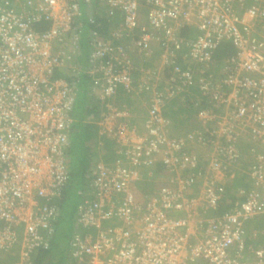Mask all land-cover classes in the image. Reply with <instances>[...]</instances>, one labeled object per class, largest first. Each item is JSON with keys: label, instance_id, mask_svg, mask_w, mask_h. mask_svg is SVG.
Wrapping results in <instances>:
<instances>
[{"label": "built area", "instance_id": "obj_1", "mask_svg": "<svg viewBox=\"0 0 264 264\" xmlns=\"http://www.w3.org/2000/svg\"><path fill=\"white\" fill-rule=\"evenodd\" d=\"M93 1L119 21L108 37L91 32L82 66L74 18L84 3L93 23ZM190 25L198 32L184 40L179 31ZM221 42L232 53L216 66ZM131 51L158 56L157 70L140 69L138 88H153L142 128L114 100L133 90ZM80 74L101 107L84 121L117 156L88 171L65 264H264V0H0V252L19 246L11 264H33L54 232ZM190 85L198 124L176 134L163 107ZM240 139L249 145L243 151ZM157 165L171 180L138 200L135 182ZM242 176L243 195L211 212L226 194L221 179Z\"/></svg>", "mask_w": 264, "mask_h": 264}, {"label": "trees", "instance_id": "obj_2", "mask_svg": "<svg viewBox=\"0 0 264 264\" xmlns=\"http://www.w3.org/2000/svg\"><path fill=\"white\" fill-rule=\"evenodd\" d=\"M46 26L47 25L45 22H39L37 24L38 29H45ZM105 29H108L106 25H104V27H101L102 33L99 31L101 35L103 34V36L108 34V33L105 34ZM189 30L183 29L182 34L184 36L189 35L188 38H191ZM84 37L85 35L83 33V38ZM88 53L89 52L87 51L86 42L84 41V39H82L80 41L79 52L77 55V60L82 66L87 64ZM230 53H232L231 45L227 42H221L213 52L214 63H216V66L220 65ZM143 58L145 59L143 65L145 66H151L152 64L154 65L155 62L153 60V56L152 58H145V57ZM177 62L182 67L194 68L192 63L186 62L183 58L181 59V57H178ZM169 71L170 69H167L165 71V75ZM54 76L55 77L63 76L66 77L67 79L70 78L69 73H62L61 71L58 70L54 72ZM87 78H89V76L85 74L79 75L80 81L77 84L78 90H77L75 105L73 108V122L70 125L71 128L70 136L72 133L77 135L78 137L76 138L75 136L73 139L70 140L71 144L68 151L69 172L67 174V182L63 191L61 192V195L57 199L55 198L54 200V202L58 205L60 215L55 222V229L50 237L48 247L38 248L37 251L31 255L33 264H65L66 263V261L68 260V246H69V239L71 236L70 230L73 228L76 206L83 197H86L85 195H88V189H89L87 184L88 171L91 165L95 161L101 159L102 157H103L102 160L107 159L109 161H112V157H113L112 146L108 147L107 145H105V143H103V141L100 138H98L97 136L98 127L94 123H87L84 121L85 115L91 113L98 115V110L100 108V106L94 102L93 96L92 95L89 96V91L87 90V86H88L86 81ZM163 85L164 82H162V84L156 83L155 85L156 87H154V89L160 90L162 89ZM134 86L138 88L137 83L136 84L134 83L133 87ZM152 89L153 88L151 86V83L149 84V87L146 86V87L138 88V93L141 92V96H143V101H145L147 104L150 100ZM188 89L189 87H186L185 89L180 90L176 95L166 99V103L163 107L167 110L165 114L173 110L170 107V103L174 102V100L176 101V99H179L185 107H189L193 105L194 100L192 101V98H188L187 95L183 93ZM130 93L133 92L131 91L129 93H126L125 91L120 90L114 98H116L117 101L125 102L124 99L126 98L127 100L128 98L126 97L127 96L126 94H130ZM173 114L174 112L166 115L167 118L172 122V124H174V121L172 119ZM93 127L95 128V130L93 129ZM94 134L97 137H94ZM96 145L101 150L105 149L104 154L103 152L101 153V151L100 152L98 151L97 153V151L94 150ZM102 154L103 156L100 158ZM72 163L73 164L76 163L77 166L72 165ZM155 170L159 172V174L161 175L160 176L161 178L160 179L158 178L157 182L155 183L156 188L158 186L167 184L168 181L171 180L170 174L164 171L160 165H157ZM74 195L77 201L73 206L72 198ZM235 199L236 197L233 196L232 193L226 192L223 201L214 209V211L211 210V212L218 213L227 210L232 206V203ZM68 225H70V228L68 227ZM66 243H67V248H66ZM1 255H5V256L1 257ZM17 258H18L17 245L12 246V248L8 250H3L0 252V264H11L12 262L16 261Z\"/></svg>", "mask_w": 264, "mask_h": 264}, {"label": "crops", "instance_id": "obj_3", "mask_svg": "<svg viewBox=\"0 0 264 264\" xmlns=\"http://www.w3.org/2000/svg\"><path fill=\"white\" fill-rule=\"evenodd\" d=\"M249 2V0H246V4ZM84 3H82L81 7H80V14L77 15L74 18V25H75V29L76 31L79 33V44L80 41L82 39H84V41L86 42V46H87V51L89 52L92 49V40H91V32L94 30H99L101 32V27H104V25H106L108 27V29H105V34H109V31L112 29V27L119 21V17L118 18H113V19H106L104 12L101 13V9L102 5H101V9L100 7L97 6V2H92L90 7L95 8V13H94V22L93 23H88L86 21V18L84 16L83 13V6ZM101 13V14H100ZM104 21V22H103ZM190 28V30H189ZM183 29H187L189 30L190 36H194L197 32L198 29L194 26V25H190V26H185L183 28L180 29L179 31V35L185 40V39H189L188 36H184L182 34V30ZM85 35V37L83 38V33ZM102 33V32H101ZM107 35L102 34V38L103 37H108ZM131 50V49H130ZM186 52V47L185 45H183V49L180 51L179 55L184 54ZM132 57H133V65L135 66L131 76L133 79V84L135 83H139V78L141 76L140 73V69L141 68H148L149 71L152 70H157V60H158V56L157 54L153 55V60H154V65L152 64L151 66H145L144 61L145 59L143 58L144 55L137 53L136 51H131ZM86 65V64H85ZM84 65V66H85ZM87 85L90 84V79L87 78ZM163 79L159 78V81H156L157 84H162ZM133 93L130 94H126L128 97L127 100L126 98L125 100V104L128 106L129 110H130V116L127 118V121L131 124H135L137 127L142 128V126H144V123L146 121V117H147V103L145 101H143V96H141V92L138 93V88L136 86L133 87L132 90ZM137 92V93H135ZM185 95H187L188 98H192V101L194 99V97L197 95V91L195 86L190 85L189 89L186 90ZM114 100H117L116 98H114ZM170 107L173 109L171 111H169V113L174 112L173 114V121L174 124L173 128H174V133L179 134V133H183L185 132L186 129H188L189 127H191L192 125H197L198 121L196 119V106H189V107H185L183 105V103L179 100L176 99V101L174 100V102L170 103ZM168 108V107H167ZM101 110V107L99 108V111ZM167 112V110L165 108H163V113L165 114ZM177 112V113H176ZM169 113L165 114L168 115ZM93 129L95 130V128L93 127ZM98 138H100L103 143H105V145H107L108 147H113V145L111 144L110 140L105 139L104 137H100L99 135H97ZM94 134V137H97ZM97 140V139H96ZM243 140V139H240ZM241 150H245L248 148V142L246 141H241ZM194 146V145H192ZM195 147V146H194ZM103 148V147H102ZM109 149V148H108ZM197 149V148H195ZM95 151H101V153L105 152V149H100L98 148V146H95ZM247 161V160H246ZM244 164H248L247 162L244 161ZM142 177L139 181L135 182L133 189V193L135 195V197L138 200H142L144 197L148 196L149 193L154 192L155 188H156V182L157 179L161 178L159 172H157L156 170H153L151 172V174H149V170L148 169H143L142 171ZM153 173V175H152ZM229 177H223V179H221L222 183L224 184L225 187V192H229L232 193L233 196L237 197H241L243 195V193L238 194V190L241 189H248V182H246V180L244 179V177L242 176V178H230L227 179ZM252 226L257 229V230H261V224H259V222H255L254 224H252ZM71 231L70 230V235H71ZM19 243V242H18Z\"/></svg>", "mask_w": 264, "mask_h": 264}, {"label": "rangeland", "instance_id": "obj_4", "mask_svg": "<svg viewBox=\"0 0 264 264\" xmlns=\"http://www.w3.org/2000/svg\"><path fill=\"white\" fill-rule=\"evenodd\" d=\"M157 81V80H156ZM154 84H156V82H154ZM116 102H118V103H120V104H123V105H125V106H127L124 102H120V101H117L116 100ZM128 107V106H127ZM197 126L196 125H192L191 127H189L187 130H185V132H183V133H186V132H189L191 129H193V128H196ZM76 136V138L78 137L77 135H75V134H72L71 133V136H70V138L71 139H73L74 137ZM111 142V144L113 145V147H112V150H113V157H112V161L113 160H115L116 159V154H115V145H114V143L112 142V141H110ZM98 153V152H97ZM104 154V153H103ZM103 154L100 156V158L103 156ZM103 158V157H102ZM101 158V159H102ZM99 159V158H98ZM105 161H108V162H110L109 160H105ZM245 162H247L246 160H245ZM72 165H74V166H77V164L76 163H72ZM243 165H245V164H243ZM245 167V166H244ZM75 193V192H74ZM76 201H77V199H76V197H75V195L73 196V198H72V204H73V206L75 205V203H76ZM75 208V207H74ZM68 227L70 228V225H68ZM70 230V229H69ZM66 248H67V243H66ZM3 256H5V255H1V257H3Z\"/></svg>", "mask_w": 264, "mask_h": 264}, {"label": "clouds", "instance_id": "obj_5", "mask_svg": "<svg viewBox=\"0 0 264 264\" xmlns=\"http://www.w3.org/2000/svg\"><path fill=\"white\" fill-rule=\"evenodd\" d=\"M18 250H19V246H18ZM33 253H34V252H33ZM33 253H32V254H33Z\"/></svg>", "mask_w": 264, "mask_h": 264}]
</instances>
